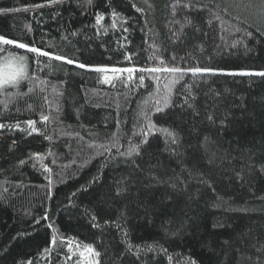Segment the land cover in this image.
Wrapping results in <instances>:
<instances>
[{
	"label": "trees",
	"instance_id": "trees-1",
	"mask_svg": "<svg viewBox=\"0 0 264 264\" xmlns=\"http://www.w3.org/2000/svg\"><path fill=\"white\" fill-rule=\"evenodd\" d=\"M248 2L0 0V35L76 62L0 45L47 81L0 93V264H83L85 244L99 264H264V76L232 74L264 71ZM164 66L222 71L187 73L157 111L172 74L141 69Z\"/></svg>",
	"mask_w": 264,
	"mask_h": 264
},
{
	"label": "snow or ice",
	"instance_id": "snow-or-ice-1",
	"mask_svg": "<svg viewBox=\"0 0 264 264\" xmlns=\"http://www.w3.org/2000/svg\"><path fill=\"white\" fill-rule=\"evenodd\" d=\"M91 0H89V3ZM261 8L259 11V15L262 19H264V0H260ZM248 6H252V0H249ZM113 17H116L118 14L113 10L111 13ZM217 20H221L220 16L215 17ZM239 18V17H238ZM103 20L102 15H97V23L99 24ZM222 25L225 23L224 21H221ZM227 30V29H226ZM231 30L234 32H241L244 31L245 36H251L252 33L249 31H246L238 26H231ZM126 31V29H125ZM0 45H16L19 49H27L28 52L31 53H37L40 56H52L49 52H43L39 48L35 47H29L27 44L24 43H17V41L12 39H7L3 35H0ZM7 52L6 56H3L2 59H0V93L7 94V90L12 87L16 88L17 92H19V87L23 81H29L32 84H35L37 81H39V77H33L29 72V63L28 58L24 55H16L13 52L8 51L7 49L0 48V53ZM53 59L58 61H65L67 64H74L76 63L72 59H67L63 56H52ZM173 59H175L173 57ZM78 67L85 68L88 67L85 64H78ZM96 72L99 73H107L111 71L113 74H119V73H128V79L132 78V74L137 71L136 68H112L108 69L106 67H96L94 69ZM141 71H148L151 73H169L172 74L171 79L166 82L163 87L166 90L164 96L161 99H156L155 101V107L157 111H162V104L163 106H167L171 103V97H172V89L173 86L177 83H179L180 79L185 76L187 73H192L193 75H196L198 73H206V72H215V71H222V70H216V69H210V68H201V67H191V68H183L178 66H164V67H152L148 69H141ZM232 74H240V75H259L264 76V71L261 72H251V71H242L239 73H232ZM116 76L113 75V77H109L105 75L103 82L105 84H109L112 82V79H115ZM143 81L141 80V83ZM41 84H47V81H39ZM29 91H34V88H29ZM53 91H56L55 87L53 86ZM157 92H159V87L157 88ZM185 102H187V98L185 99ZM141 114L145 117V119L149 120V130L155 127L149 119V112L145 111L144 109H141ZM49 117L47 115H42L41 120L47 121ZM27 124L31 127L32 131H36L35 128L36 121L29 120L27 121ZM4 127V125L0 124V128ZM167 132V135L170 137H173V143H175V134L172 132H168L166 129L164 130ZM141 133H144L145 139L141 142H146V136L147 133L143 128L140 129ZM112 143L111 147H119V137L117 135L112 136ZM90 147H94L97 150V153L99 155H104L106 152L111 151V147L105 144H99V145H90ZM139 150V145L130 143L128 150L124 153H120L123 156H131L133 153H137ZM50 171V169H48ZM56 243V237L53 236L52 238V244L54 245ZM77 247H81L80 245H77ZM47 251V249H46ZM71 251V249H70ZM77 253H73V255H76ZM79 256L83 260V264H99V261L96 259L99 257L100 253L95 250V248L92 245L85 244L82 246V250L79 251ZM171 259V257H169ZM30 264V262H29ZM77 264H80L78 261ZM191 264H195L194 261L191 262Z\"/></svg>",
	"mask_w": 264,
	"mask_h": 264
},
{
	"label": "rangeland",
	"instance_id": "rangeland-1",
	"mask_svg": "<svg viewBox=\"0 0 264 264\" xmlns=\"http://www.w3.org/2000/svg\"><path fill=\"white\" fill-rule=\"evenodd\" d=\"M111 77V76H110Z\"/></svg>",
	"mask_w": 264,
	"mask_h": 264
}]
</instances>
